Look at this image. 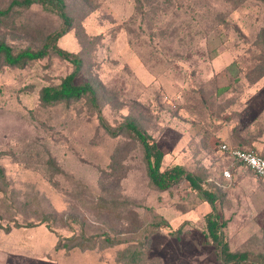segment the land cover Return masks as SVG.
Listing matches in <instances>:
<instances>
[{"label":"rangeland","instance_id":"1","mask_svg":"<svg viewBox=\"0 0 264 264\" xmlns=\"http://www.w3.org/2000/svg\"><path fill=\"white\" fill-rule=\"evenodd\" d=\"M65 1L73 22L58 45L83 57L75 83H100L112 128L132 118L155 136L163 168L182 164L206 186L219 182L231 250L264 253V182L240 166L223 179L229 159L219 147L232 145L235 126L264 122V76L250 80L264 0ZM59 24L33 5L0 23V39L37 48ZM184 49L191 55H180ZM72 69L55 55L0 68V264H221L204 235L210 205L186 180L153 189L140 147L105 132L90 103L40 102V90ZM235 94L245 106L230 114ZM47 212L53 231L44 223L4 229ZM162 219L166 225L150 227ZM73 231L84 246L56 249L59 235ZM106 236L120 242L108 245Z\"/></svg>","mask_w":264,"mask_h":264},{"label":"trees","instance_id":"2","mask_svg":"<svg viewBox=\"0 0 264 264\" xmlns=\"http://www.w3.org/2000/svg\"><path fill=\"white\" fill-rule=\"evenodd\" d=\"M238 2H242V0L236 1V3ZM33 5H40L47 12L56 15L60 20L59 26L55 30L49 32L44 37L42 44L37 48H15L6 42L5 39H0V68L2 66L22 68L34 60L43 59L50 55H55L70 63L73 67L72 71L66 74L58 84L47 85L40 90V102L43 105L64 103L68 106L80 101L90 103L91 108L96 114L99 125L105 132L113 137L121 135L127 136L140 147L145 173L153 189L167 191L180 181L186 180L190 189L198 193L200 197L210 205V211L204 215V235L208 240V244L214 246L221 264H264V253H253L247 250H231L224 231L227 225V219L224 218L222 203L226 193L221 190L219 182H217L216 185L214 184V186H206L203 178L198 173L187 169L182 164H172L163 168L162 162L164 152L159 146L155 136L147 132L141 124L132 118H127L117 129L112 128L104 118L100 107V88H102L100 83L93 80L75 83V78L80 74L83 66V57L80 53L67 51L58 45L59 39L70 31L73 22L67 10V3L65 0H10L6 7L0 8V23L12 18L18 11L28 9ZM187 25L188 23L185 24V27ZM181 28L182 26L180 29ZM196 28L198 27H193L192 30L194 31L192 32L194 35L197 33L199 34V29ZM189 35L190 40H192L194 35H192L191 32H189ZM185 39L184 36H181L179 39L180 43ZM259 39L257 44L260 47V53L255 58L258 64L255 65L252 70L253 74L256 73V75L254 78L250 79L252 82L251 84H254V82L257 83V80L264 76V28L259 33ZM171 42H173V39ZM164 46H166L165 42H163L161 46L165 50ZM188 52L190 51L184 49L180 55L190 56L191 54ZM183 61L177 62H179V65H182L184 64ZM233 96L229 103L230 114H232L233 111L235 112L238 106H245L244 101L241 99L238 100L237 94ZM231 117H233V115ZM230 141L233 147L244 151H253L260 156H264V122L254 121L244 126H235L232 129ZM221 152L228 157L225 152ZM56 172H59V169L56 168ZM222 178H224L223 175ZM217 204L220 205L221 212L218 211ZM53 220L54 216L47 212L43 213L36 223L30 222L23 224L15 221L13 225L9 224L4 227V229L5 231H10L13 228H32L44 223L49 230L53 231ZM163 224L166 225L167 222L162 219V221L152 222L150 227L156 230L163 227ZM180 231V228L177 229L174 231L173 235L178 237ZM64 238H66L68 242L62 243ZM77 239L78 237L74 231L69 237L59 235L55 248L72 249L84 246V242H80ZM87 240L89 239H86V241ZM105 240L108 242V245H115L120 242L118 239H110L108 236L105 237ZM126 254H128V252H123L122 257H125ZM139 254L138 252H133L132 256L134 257Z\"/></svg>","mask_w":264,"mask_h":264},{"label":"built area","instance_id":"3","mask_svg":"<svg viewBox=\"0 0 264 264\" xmlns=\"http://www.w3.org/2000/svg\"><path fill=\"white\" fill-rule=\"evenodd\" d=\"M220 150L225 152L229 159L228 167L222 172L226 180H230L233 169L240 166L252 170L264 182V156H260L253 151L238 149L227 143H221Z\"/></svg>","mask_w":264,"mask_h":264},{"label":"crops","instance_id":"4","mask_svg":"<svg viewBox=\"0 0 264 264\" xmlns=\"http://www.w3.org/2000/svg\"><path fill=\"white\" fill-rule=\"evenodd\" d=\"M224 179V178H223Z\"/></svg>","mask_w":264,"mask_h":264}]
</instances>
